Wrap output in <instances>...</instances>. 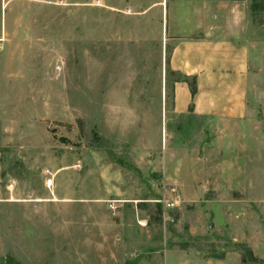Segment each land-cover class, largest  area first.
Instances as JSON below:
<instances>
[{
	"label": "rangeland",
	"instance_id": "374dc122",
	"mask_svg": "<svg viewBox=\"0 0 264 264\" xmlns=\"http://www.w3.org/2000/svg\"><path fill=\"white\" fill-rule=\"evenodd\" d=\"M218 2L244 121L172 112L159 11L0 0V264H264V0Z\"/></svg>",
	"mask_w": 264,
	"mask_h": 264
},
{
	"label": "crops",
	"instance_id": "0c3cea01",
	"mask_svg": "<svg viewBox=\"0 0 264 264\" xmlns=\"http://www.w3.org/2000/svg\"><path fill=\"white\" fill-rule=\"evenodd\" d=\"M98 1L105 6L122 5L139 14L159 11L167 36L173 38L168 70L180 76L172 82L174 114L228 121H244L250 116L248 47L234 31L233 21L227 26L221 20L228 14L231 19V4L218 0H155L145 7L143 0ZM184 77L194 84V96L188 84L181 81ZM231 259L228 263L223 256L217 264L236 260Z\"/></svg>",
	"mask_w": 264,
	"mask_h": 264
},
{
	"label": "built area",
	"instance_id": "2783aa9c",
	"mask_svg": "<svg viewBox=\"0 0 264 264\" xmlns=\"http://www.w3.org/2000/svg\"><path fill=\"white\" fill-rule=\"evenodd\" d=\"M181 200L179 199V197H175L171 202H169L167 204V207L169 208H175V207H178V205L180 204Z\"/></svg>",
	"mask_w": 264,
	"mask_h": 264
},
{
	"label": "trees",
	"instance_id": "16d2710c",
	"mask_svg": "<svg viewBox=\"0 0 264 264\" xmlns=\"http://www.w3.org/2000/svg\"><path fill=\"white\" fill-rule=\"evenodd\" d=\"M181 81H183V82H185V83H187L188 84V86H189V89H190V93H191V96H194V94H195V87H194V84L193 83H191V82H189L188 81V79L187 78H182V80Z\"/></svg>",
	"mask_w": 264,
	"mask_h": 264
}]
</instances>
